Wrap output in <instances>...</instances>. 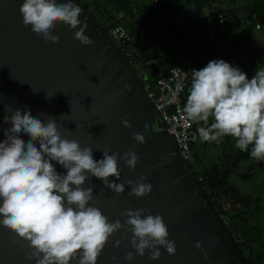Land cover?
<instances>
[{"label": "water", "instance_id": "95a60500", "mask_svg": "<svg viewBox=\"0 0 264 264\" xmlns=\"http://www.w3.org/2000/svg\"><path fill=\"white\" fill-rule=\"evenodd\" d=\"M21 3L0 0V141L5 139L2 129L11 126L3 123V117L11 115L7 111L10 106L13 110H30L45 124L46 117L53 116L62 139L75 140L81 148L91 147L97 161L103 158L105 149L121 156L134 151L139 157L135 169L118 160L121 177L115 182L135 181L143 175L152 191L141 198L129 196L131 185L125 183V191L117 194L90 176L83 185L93 188L95 199L89 204L100 208L109 222L120 219L122 224L126 210L149 209L151 214L163 217L168 238L175 242L174 255L161 247V257L152 260L150 250L143 257L135 255L132 233L121 229L109 238L97 264H239L222 237V223L199 189L196 176L179 157L174 138L159 126L152 102L111 40L82 10L81 25L70 30L57 23L53 35L60 37L59 42L48 43L32 32L31 26L23 25ZM85 18V35L94 45L73 39ZM125 119L130 128L123 126ZM133 133L144 135L145 143L133 140ZM21 138L25 142L30 139L26 134ZM53 164L58 173L66 175V169ZM19 239L0 225V264H35V260L26 258L28 249L20 246ZM118 240L121 243L115 247ZM128 252L134 253L132 261L125 259Z\"/></svg>", "mask_w": 264, "mask_h": 264}, {"label": "clouds", "instance_id": "9594fccd", "mask_svg": "<svg viewBox=\"0 0 264 264\" xmlns=\"http://www.w3.org/2000/svg\"><path fill=\"white\" fill-rule=\"evenodd\" d=\"M19 11L23 25L31 26L32 32L52 44L60 39L53 35L57 23L70 30L81 25L82 9L71 0H22ZM87 28L85 18L73 39L94 45L85 35ZM191 72L183 112L190 122L203 124L197 129L201 140L219 142L229 136L235 139L236 148L249 151L251 146L250 156L264 160V68L248 79L238 67L212 60ZM182 87L177 82L176 89ZM7 111L11 115L4 116L3 123L11 126L2 129L5 139L0 141V225L20 238V246L28 249V260H35V264H97L109 238L121 229L132 233L135 255L143 257L150 250L149 259L158 260L161 247L175 254V242L168 238V226L161 215H153L149 209H129L122 214L126 217L122 224L120 219L109 222L100 208L89 204L95 199L93 188L83 185L90 176L117 194L125 191V183L131 185L129 196L141 198L152 191L143 175L135 181L115 182L121 177L118 160L135 169L139 157L134 151L121 156L105 149L97 161L91 147L81 148L75 140L62 139L53 116H47L45 124L30 110L8 106ZM210 118L213 122L209 125ZM122 123L131 127L127 119ZM148 127L146 124L145 130ZM25 134L30 138L27 142L21 138ZM132 138L145 143L140 133H133ZM53 161L67 170L66 175L57 172ZM110 177L115 180L110 182ZM120 243L118 240L114 246ZM134 258L133 252L125 257L128 261Z\"/></svg>", "mask_w": 264, "mask_h": 264}, {"label": "trees", "instance_id": "16d2710c", "mask_svg": "<svg viewBox=\"0 0 264 264\" xmlns=\"http://www.w3.org/2000/svg\"><path fill=\"white\" fill-rule=\"evenodd\" d=\"M112 7H115L117 13H123L124 16L134 18V12L139 8L132 3L131 0H110ZM73 3V1L71 0ZM151 13H153L154 20L161 28L163 36L168 40L169 44L177 43V45L183 50L182 56L185 61V66H181L176 60L169 61L165 69H161L157 66H146L139 63L131 48V34L127 32V29L121 24H114L107 26V19H104L100 14L103 22L98 23V28L104 34L105 37H109V31L116 26L122 27L130 38L124 46L111 39L112 45L115 47L118 55L121 57L123 63L135 75L136 79L142 83L149 84L153 88L154 75L159 71H166L173 66L182 67L184 70H189V74L192 76V70H200L205 67L210 61L213 60L211 54L207 61L203 64H197V54L200 51L208 52L205 48L200 47V50L196 46L200 43L202 37H205L209 30L217 28L218 16L230 12L236 23H233L227 27L226 31L215 30L213 33V42H217L218 35L223 33L224 36H229L230 31L234 28H243L247 36H250L251 31L256 24H260V19L264 15V0H253L250 5L245 8H237L235 10H222L217 6V0H157L154 2ZM85 10L89 11V6L83 5ZM187 9H192L194 17L201 21V24L190 25L184 24L180 20V15L184 14ZM205 14L207 19L204 20ZM140 20L144 22L151 21L149 17L142 15ZM111 16H108L110 19ZM243 20L240 25L237 21ZM264 23V20L262 24ZM188 30V33H187ZM160 31V30H159ZM158 33V32H157ZM214 43V44H215ZM202 45V44H201ZM217 45V43H216ZM197 48V49H195ZM128 55V56H127ZM128 62L132 64L128 65ZM143 85V84H141ZM190 84H188L182 95V106L184 107L188 95ZM213 122L212 118L209 119V125ZM197 124V123H195ZM201 125H203L201 123ZM229 137V136H228ZM234 139V138H233ZM235 143V139L233 140ZM211 142H200L193 147L195 156V166H198L200 152H204ZM214 145V144H213ZM218 147V146H217ZM231 149L235 146L231 145ZM249 151H241L238 148L232 150L231 153L225 154L224 159L218 160L219 166H207L199 167L198 171L194 175L201 178V182L198 184L199 189L205 195L209 206L215 215L221 220V234L224 241L230 247L232 255L236 258L239 264H263L264 260V235L260 230V222L262 217H259L258 211L253 208L251 203L247 201L241 193L233 189L230 184V177L236 173L239 165L243 162L252 160ZM252 244L255 247H252Z\"/></svg>", "mask_w": 264, "mask_h": 264}, {"label": "rangeland", "instance_id": "374dc122", "mask_svg": "<svg viewBox=\"0 0 264 264\" xmlns=\"http://www.w3.org/2000/svg\"><path fill=\"white\" fill-rule=\"evenodd\" d=\"M76 3L98 26V23L103 22L100 14L104 19H107V26L121 24L131 34V48L134 54V59L146 66H157L165 69L167 63L176 60L181 66H185V61L182 56V49L177 43L169 44L159 28L158 23L153 18L151 9L154 2L157 0H131L139 11L134 12V18H129L123 13H117L115 7H112L110 0H72ZM253 0H217V6L222 10H235L237 8H245L250 5ZM83 5L89 6V11L83 8ZM231 12V11H230ZM149 17L151 21L144 22L140 20L141 16ZM108 16H111L108 19ZM180 21L184 24H201V21L194 17L192 9H187L184 14L180 15ZM178 19V20H179ZM207 19L205 14L204 20ZM260 30H252L250 36L242 31L243 28H234L230 31L229 36H224L221 33L218 35L216 43L211 38L212 29L209 30L205 37H202L200 43L196 46L200 50L203 46L208 52L200 51L197 54V64H203L207 61L209 54L213 60H224L233 67H238L242 72L247 74L248 79H251L259 68H264V15L260 19ZM160 30V31H159ZM227 30V29H226ZM225 30V31H226ZM158 32V33H157ZM188 33V30H187ZM215 43V44H214ZM197 49V48H195ZM186 70V69H185ZM190 72L189 70H186ZM159 126L166 128L160 117ZM232 137H222L219 142H211L204 152H200L198 166L201 168L205 165L213 167L218 165V160L224 159L225 154L236 150L231 145L235 146ZM214 144V145H213ZM218 146V147H217ZM198 166L191 164L195 172L198 171ZM231 187L237 190L241 195L251 203L255 208L259 217H262L260 222V230L264 235V160L252 159L243 162L239 165L236 173L230 177ZM220 220V219H219ZM221 221V220H220ZM252 247H255L252 244ZM264 264V260H263Z\"/></svg>", "mask_w": 264, "mask_h": 264}, {"label": "built area", "instance_id": "2783aa9c", "mask_svg": "<svg viewBox=\"0 0 264 264\" xmlns=\"http://www.w3.org/2000/svg\"><path fill=\"white\" fill-rule=\"evenodd\" d=\"M240 25L243 20L237 21ZM236 23L233 15L230 12H225L218 16V27L212 31H225L227 27ZM255 30H260V25L256 24ZM110 40H114L120 45L124 46L130 41L128 33L120 26H116L109 31ZM128 56V55H127ZM132 64L128 62V65ZM191 75L182 67L173 66L166 71L156 72L154 75L153 88L149 84H145L142 80V91L146 97L152 102L155 111L158 113L160 119L166 126V131L174 138L178 145V154L182 161H184L191 169V164L195 162L194 149L201 138L198 134V127L201 124L190 122L182 106V95L188 84H191ZM177 82L183 85L181 90L176 89ZM193 172V170L191 169ZM194 174V172H193ZM198 184L201 178L196 176Z\"/></svg>", "mask_w": 264, "mask_h": 264}, {"label": "crops", "instance_id": "0c3cea01", "mask_svg": "<svg viewBox=\"0 0 264 264\" xmlns=\"http://www.w3.org/2000/svg\"><path fill=\"white\" fill-rule=\"evenodd\" d=\"M180 20V19H179ZM213 33H214V31H212V33H210L211 34V38L213 37Z\"/></svg>", "mask_w": 264, "mask_h": 264}]
</instances>
